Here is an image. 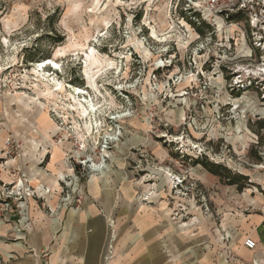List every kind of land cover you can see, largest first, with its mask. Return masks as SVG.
<instances>
[{
    "label": "rangeland",
    "instance_id": "374dc122",
    "mask_svg": "<svg viewBox=\"0 0 264 264\" xmlns=\"http://www.w3.org/2000/svg\"><path fill=\"white\" fill-rule=\"evenodd\" d=\"M51 2L0 0V264H40L20 239L36 204L47 216L95 208L110 225L104 264L137 235L219 260L236 219L264 214V0ZM55 12L64 45L27 49ZM47 58L61 67L39 75ZM53 78L63 91L51 99ZM194 152L248 189L173 155Z\"/></svg>",
    "mask_w": 264,
    "mask_h": 264
},
{
    "label": "crops",
    "instance_id": "0c3cea01",
    "mask_svg": "<svg viewBox=\"0 0 264 264\" xmlns=\"http://www.w3.org/2000/svg\"><path fill=\"white\" fill-rule=\"evenodd\" d=\"M49 185L51 186L50 182ZM60 198L61 196L52 197L51 202L56 203L57 209ZM257 200L258 205L264 206V200ZM83 208L62 211L59 209L58 213L47 216L36 204L31 213L32 225L28 227L26 236L20 238L25 241L28 239L25 249L33 253L32 258L40 264H104L108 257L105 235L109 233L110 225L95 208L90 207L85 211ZM111 211L112 209L109 213ZM236 222L238 228L234 233L228 232L231 242L226 238V242L219 249L221 257L217 261L208 257L211 253L203 259H197L196 242H190L183 247L178 242L177 247L176 244L170 247V244L159 240L126 242L125 239L135 237L127 236L120 242V245L128 247L127 252L115 264H264V214H241ZM140 223L142 226L135 225L140 230L139 235L146 229L145 221ZM192 224L190 223L187 230L189 234ZM181 228L176 229L180 232ZM247 238L255 241L254 249L244 246Z\"/></svg>",
    "mask_w": 264,
    "mask_h": 264
},
{
    "label": "clouds",
    "instance_id": "9594fccd",
    "mask_svg": "<svg viewBox=\"0 0 264 264\" xmlns=\"http://www.w3.org/2000/svg\"><path fill=\"white\" fill-rule=\"evenodd\" d=\"M60 0H52V2L49 4V7H54L55 4L59 3ZM191 2V0H189ZM61 13L55 12V14L48 20V27L46 30V33L44 35H41L38 39H36L33 43V45L27 49H33V48H43L44 50L48 51L52 56H54L57 52V50L64 45L65 39L62 35L58 34V32L54 29V25L59 21L60 23H63V20L60 19ZM181 24L184 23L183 20L180 21ZM47 32H51L52 34L49 35ZM26 50V49H25ZM23 55L25 56V51L23 52ZM43 61V60H42ZM190 143V142H188ZM169 150H171L172 146H167ZM199 148L200 152H203L204 149ZM174 157L178 160H180L184 165L201 170L204 174H206L209 177H216L219 178V180H223L225 177V174H228L230 178L228 179V183L230 185H238L240 187L241 191H246L247 185H248V179L247 177H239L231 175L226 169L223 164L219 162H214L215 157L213 158H207L203 155H199L198 153L194 152L192 155L196 156L197 158L193 159L191 156H181L180 153H173ZM259 168H264V163L259 164ZM252 247V245H249Z\"/></svg>",
    "mask_w": 264,
    "mask_h": 264
},
{
    "label": "bare ground",
    "instance_id": "6f19581e",
    "mask_svg": "<svg viewBox=\"0 0 264 264\" xmlns=\"http://www.w3.org/2000/svg\"><path fill=\"white\" fill-rule=\"evenodd\" d=\"M153 35L154 36H156V34H155V32H153ZM53 62H56V61H54V60H52ZM93 65H95V63L93 62L92 63V66ZM48 68V66H46L44 69H37V68H35V72L36 73H44L45 74V72H46V69ZM51 68V67H50ZM52 69H56V68H52ZM91 69V68H90ZM58 70V69H57ZM100 71L101 70H97V72H96V76L98 77V75H99V73H100ZM40 75V74H39ZM97 79V78H96ZM51 81V84L50 85H53L54 87H52L51 88V90L49 91V93L47 94V95H50V98L51 99H53L54 98V96H55V92H61V91H63V86L60 84V83H56V79L55 78H53V79H51L50 80ZM75 93L76 94H78V95H85V93L86 92H84V91H82V89H80V88H76L75 89ZM46 95V96H47ZM78 99V98H77ZM76 105L77 106H82V103H77L76 102ZM92 108H96L95 107V105L94 104H90V109H92ZM98 109V108H97ZM74 110V109H73ZM80 111V110H79ZM77 112H78V109H77ZM92 112V111H91ZM98 112V111H97ZM82 113H83V115L84 116H86L88 113H89V111H87L84 107L82 108ZM78 114H79V116L81 115L82 116V114L80 113V112H78ZM92 115H93V112L91 113ZM98 114V113H97ZM83 116V117H84ZM93 117V116H92ZM90 130H91V128H90ZM92 131V130H91ZM91 135V134H90ZM94 170V172L95 173H99L100 172V170H101V168H94L93 169ZM154 193H152V194H144L143 195V198L141 199V201H146V200H149V199H151V197H152V195H153ZM170 216V215H169ZM111 221V220H110ZM136 238H138V236H136V237H134L133 238V240H132V242L133 241H135V239Z\"/></svg>",
    "mask_w": 264,
    "mask_h": 264
},
{
    "label": "snow or ice",
    "instance_id": "6c2138e0",
    "mask_svg": "<svg viewBox=\"0 0 264 264\" xmlns=\"http://www.w3.org/2000/svg\"><path fill=\"white\" fill-rule=\"evenodd\" d=\"M89 51H91V49H89ZM63 54H64L63 51H60L58 53V55H61V56H63ZM46 66L51 67V68H56V69H59L61 67V65L58 62H53L51 58H47V59H44L43 61L36 63V68L38 70L44 69ZM97 110H98L97 108L91 109L93 113H96ZM124 114L127 115V113H124ZM177 138L180 139V137H177Z\"/></svg>",
    "mask_w": 264,
    "mask_h": 264
},
{
    "label": "built area",
    "instance_id": "2783aa9c",
    "mask_svg": "<svg viewBox=\"0 0 264 264\" xmlns=\"http://www.w3.org/2000/svg\"><path fill=\"white\" fill-rule=\"evenodd\" d=\"M65 201H67V199H64ZM252 245V247H250L249 245ZM244 246L246 247V248H248V249H254L255 247H256V243H255V241H253L252 239H250V238H247L246 240H245V242H244Z\"/></svg>",
    "mask_w": 264,
    "mask_h": 264
},
{
    "label": "trees",
    "instance_id": "16d2710c",
    "mask_svg": "<svg viewBox=\"0 0 264 264\" xmlns=\"http://www.w3.org/2000/svg\"><path fill=\"white\" fill-rule=\"evenodd\" d=\"M198 14L196 13L195 14V16H197ZM201 33V32H200ZM239 177H244V176H242V175H239ZM230 178V176L228 177V179Z\"/></svg>",
    "mask_w": 264,
    "mask_h": 264
}]
</instances>
